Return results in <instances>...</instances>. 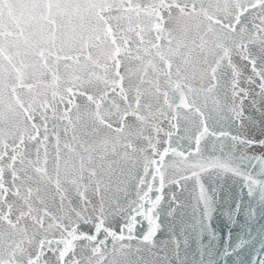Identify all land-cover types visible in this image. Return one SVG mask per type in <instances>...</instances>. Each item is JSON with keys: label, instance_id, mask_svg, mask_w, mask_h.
I'll use <instances>...</instances> for the list:
<instances>
[{"label": "snow or ice", "instance_id": "1", "mask_svg": "<svg viewBox=\"0 0 264 264\" xmlns=\"http://www.w3.org/2000/svg\"><path fill=\"white\" fill-rule=\"evenodd\" d=\"M0 264H264V0H0Z\"/></svg>", "mask_w": 264, "mask_h": 264}, {"label": "water", "instance_id": "2", "mask_svg": "<svg viewBox=\"0 0 264 264\" xmlns=\"http://www.w3.org/2000/svg\"><path fill=\"white\" fill-rule=\"evenodd\" d=\"M187 195H188V194H187V193H185V194H184V197H187ZM184 197H182V199H183Z\"/></svg>", "mask_w": 264, "mask_h": 264}]
</instances>
